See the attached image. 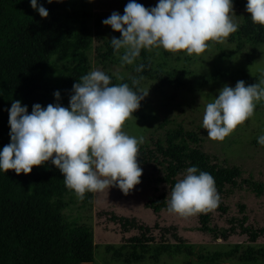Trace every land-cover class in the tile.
Here are the masks:
<instances>
[{
  "label": "rangeland",
  "instance_id": "1",
  "mask_svg": "<svg viewBox=\"0 0 264 264\" xmlns=\"http://www.w3.org/2000/svg\"><path fill=\"white\" fill-rule=\"evenodd\" d=\"M128 2L67 0L54 11L58 24L66 31L67 47L49 58L42 89L53 97L59 91V100L54 99L67 108L74 94L73 84L96 69L109 75L113 85L127 83L133 90L148 89L139 109L122 129L130 136L144 138L139 149L151 147L156 140L164 144L170 137L198 147L219 164L237 167L239 174L235 184L220 188L218 207L207 212L210 234L218 236L212 238L201 227L199 215L205 213L180 216L167 211L171 192L158 180L162 175L160 165L151 160L138 161L143 170L141 182L129 194L124 195L117 187L90 192L83 199L88 202L86 206L66 205L60 211L63 229L83 226L91 232L89 259L73 264H264V229L254 243H246L239 226L264 228V146L257 143V138L264 135V100L257 102L254 115L222 142L209 139L202 128L205 106L218 96L223 86L235 87L240 80L248 86L264 80V27L260 41L245 38L240 33L242 10L233 9L239 28L225 43L209 41L208 49L200 55H188L184 51L172 53L162 48L142 49L132 65H123L120 60L123 50L115 52L110 42L121 34L102 21L113 12L123 15ZM136 2L152 8L158 0ZM82 23L90 32L92 60L89 65L70 43ZM99 56L108 60L101 61ZM144 63L151 71H161L155 74L168 81L173 78L167 75H176V83L158 81V76H143L138 85L129 84L131 80L125 78L133 77V67ZM185 174L186 170L179 171L176 180ZM70 193L76 196L74 191ZM159 194L163 195L165 206L152 212L146 203ZM123 219L127 220L122 222L125 228L121 226ZM232 219L237 221L231 222ZM138 225L149 228L153 243L135 248L127 241L138 233ZM234 244L239 247L235 248ZM134 250L142 259L123 262ZM155 253H159L157 258Z\"/></svg>",
  "mask_w": 264,
  "mask_h": 264
},
{
  "label": "clouds",
  "instance_id": "2",
  "mask_svg": "<svg viewBox=\"0 0 264 264\" xmlns=\"http://www.w3.org/2000/svg\"><path fill=\"white\" fill-rule=\"evenodd\" d=\"M30 6L41 18L48 17V10L37 0H30ZM246 11L253 23L264 26V0H247ZM234 16L233 0H158L152 8L129 0L123 15L113 12L102 24L121 34L110 39L111 46L117 53L123 50V65H132L142 49L200 55L208 49L209 41L225 43L239 28ZM143 67L138 65L136 71ZM132 84L138 85L139 79L134 78ZM262 85L264 80L248 86L240 80L235 87L223 86L205 106L202 128L207 137L222 142L249 120L256 103L264 100ZM72 91L67 108L59 103L46 107L34 104L28 114L27 106L19 100L12 102L8 109L10 143L0 151V170L27 175L34 166L51 159L63 174L66 188L81 201L86 193L111 187L129 194L141 182L143 170L138 158L144 138L130 136L122 129L148 89L133 90L127 83L113 85L109 75L96 69L80 77ZM54 97L59 100V91ZM257 143L264 146V135ZM219 202L214 177L192 166L174 184L167 211L193 216L216 209Z\"/></svg>",
  "mask_w": 264,
  "mask_h": 264
},
{
  "label": "trees",
  "instance_id": "3",
  "mask_svg": "<svg viewBox=\"0 0 264 264\" xmlns=\"http://www.w3.org/2000/svg\"><path fill=\"white\" fill-rule=\"evenodd\" d=\"M66 1L53 0L49 4L46 0H37L49 12L47 18H41L30 6V0H0V139H3L0 151L10 143L8 109L13 101L19 100L22 106H27L28 114L34 104L42 107L56 104L54 97L42 89L41 81L49 58L67 47L66 31L54 14ZM246 3L247 0H233V9L242 10L240 33L247 39L260 41L264 26L252 22ZM89 39V27L82 23L70 42L86 65L92 60ZM99 57L101 61L108 60ZM143 65L140 72L133 67L134 76L125 78L131 80L129 84L134 78L140 80L143 76H158V81L176 83V75H167L173 78L168 81L155 74L161 71H151L147 63ZM142 160L160 165L162 175L158 180L165 183L170 192L177 182V173L192 166L210 173L217 191L224 184H235L239 174L237 167L219 164L198 147L187 146L182 140L175 141L170 137L164 144L156 140L151 147L139 149L138 161ZM63 179L51 159L42 166H34L27 175L0 170V264H73L89 259L92 248L90 230L83 226L63 229L59 222L60 211L66 205L82 207L88 204L71 194ZM146 205L152 212L159 211L165 206L163 195L159 194ZM207 214H200L199 219L202 229L210 234ZM126 221L123 219L121 223ZM121 226L125 228L124 223ZM239 226L246 243H254L264 229ZM136 229L138 233L127 238L131 245L136 248L153 243L154 236L147 226L138 225ZM233 246L239 247L238 244ZM158 255L155 253L154 258ZM139 259L142 255L134 250L123 258V262Z\"/></svg>",
  "mask_w": 264,
  "mask_h": 264
}]
</instances>
